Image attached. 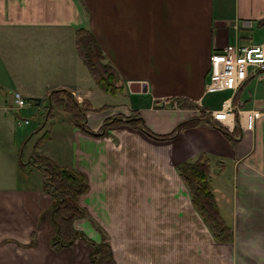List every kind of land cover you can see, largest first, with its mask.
Returning <instances> with one entry per match:
<instances>
[{
  "label": "crops",
  "instance_id": "obj_1",
  "mask_svg": "<svg viewBox=\"0 0 264 264\" xmlns=\"http://www.w3.org/2000/svg\"><path fill=\"white\" fill-rule=\"evenodd\" d=\"M80 30L115 72L114 93L94 83L77 50ZM260 42L264 0H0V172L7 173L0 185L10 186L0 188V264H89L88 241L102 240L115 264H264V78L250 74L233 92L203 89L211 53ZM59 88L86 108L87 131L49 105L33 131L48 137L34 147L33 134L22 140L28 119L18 124L11 93L38 111ZM227 98L232 113L208 121L207 111ZM54 108L66 118L56 120ZM110 118L132 121L95 134ZM191 118L198 123L174 131ZM32 153L84 175L77 203L86 213L72 223L84 239L50 247L52 198L41 173L31 174L39 170ZM200 156L231 231L223 242L212 238L176 170ZM18 169L27 174L17 178Z\"/></svg>",
  "mask_w": 264,
  "mask_h": 264
},
{
  "label": "trees",
  "instance_id": "obj_2",
  "mask_svg": "<svg viewBox=\"0 0 264 264\" xmlns=\"http://www.w3.org/2000/svg\"><path fill=\"white\" fill-rule=\"evenodd\" d=\"M76 46L94 83L101 90L114 93L115 86L113 80L115 72L109 65L102 62V51L91 38L90 34L86 33L85 30L78 31ZM48 96L50 103L46 108H49V105L60 107L71 115L72 121L76 124L79 123V126L87 131L86 127H84V112L86 108L80 107L69 91L63 88L53 89L49 92ZM180 102L179 100V104ZM198 120L199 118H191L183 121L176 126L174 131L194 126L198 123ZM121 121L132 120L130 118H110L102 123L99 132L95 134L100 133L105 127L116 125ZM134 121H138V124L141 123L139 118H136ZM218 129L225 136H228L229 139H232V136L222 126H218ZM144 131L147 132L145 129ZM174 131L161 138L172 135ZM45 133L34 142V147L48 137ZM30 157L32 165L42 173V190L49 194L53 201L51 219L54 224L55 233L50 238V247L53 250H58L70 245L77 236L84 239V235L77 232L72 225L75 218H82L86 213L84 208L80 207L77 203L78 196L86 190L84 175L68 166H59L45 156L32 153ZM207 172V159L203 156L198 157L192 162H184L178 166V174L187 186L192 205L211 230L214 238L218 241H224L230 238L231 231L218 214L216 203L208 184ZM88 242L92 246L89 264H115L110 247L106 241L102 240L97 244L92 241Z\"/></svg>",
  "mask_w": 264,
  "mask_h": 264
},
{
  "label": "built area",
  "instance_id": "obj_3",
  "mask_svg": "<svg viewBox=\"0 0 264 264\" xmlns=\"http://www.w3.org/2000/svg\"><path fill=\"white\" fill-rule=\"evenodd\" d=\"M258 79L264 78V43H250L246 46L226 44L220 51H215L209 56V69L207 80L204 84V93H215L223 90L235 91L249 76ZM35 102L25 98L20 92L12 91L9 109L15 111L24 109ZM175 107L176 103L173 102ZM233 108L229 99L221 101L219 109L207 111L209 121L221 122L227 119ZM252 116L258 112L252 111ZM27 123V120H23ZM250 121V116L248 118Z\"/></svg>",
  "mask_w": 264,
  "mask_h": 264
},
{
  "label": "rangeland",
  "instance_id": "obj_4",
  "mask_svg": "<svg viewBox=\"0 0 264 264\" xmlns=\"http://www.w3.org/2000/svg\"><path fill=\"white\" fill-rule=\"evenodd\" d=\"M231 98V97H230ZM227 99H229V98H227ZM230 100V99H229ZM230 104H231V102H230ZM48 105V102L46 101L45 103H43V102H40V109L38 110V111H36V109L35 108H32L33 106H30V107H26L25 109H20L19 110V112H20V114L17 116V121H18V124L19 123H22L21 122V120L22 119H24V118H26V119H28V123L27 124H22L21 126H20V131H21V133H22V140L24 141L25 139L27 140V136L30 134V135H32L31 136V140L32 141H36L37 139H35L36 138V136H38V135H35L34 133H36L37 132V128H38V126L43 122V116L41 117V115H38L39 113L38 112H40V111H42L43 113H44V110L42 109V108H44V107H46ZM171 106H172V104H171ZM31 108V109H30ZM5 112V111H4ZM17 112V111H16ZM53 115H54V117H55V119L56 120H60L61 118H66V114L64 113V112H62L59 108L58 109H56V108H54L53 109V113H52ZM207 118H208V116H206ZM208 120V119H207ZM209 121V120H208ZM212 122V121H211ZM47 128H48V126H47ZM33 131H34V133H33ZM44 130H42L41 132H43ZM26 134V135H25ZM17 138V137H16ZM35 139V140H34ZM25 140V141H26ZM31 140L30 141H28V143L25 145V147H24V145L22 146V148L24 147V148H28V145L30 144L29 142H31ZM25 143V142H24ZM23 150V149H22ZM19 153H20V156H21V150L19 151ZM24 154V153H23ZM23 154H22V156H23ZM38 169V168H37ZM176 170H177V173H178V167L176 168ZM40 170H36V169H33V171L31 172V174H35V175H37V174H39V173H41V171L39 172ZM15 174H17V178H20L22 175H24V174H27L26 172H24V171H22V170H19L18 169V171H16V173ZM41 175H42V173H41ZM179 175V174H178ZM6 177H7V173L5 172V171H1L0 172V182L3 180V179H6ZM180 177V176H179ZM34 178H36L34 175H30V179H29V182H31ZM181 179V178H180ZM182 180V179H181ZM183 182V181H182ZM184 183V182H183ZM27 183L25 182H23L22 180H20V179H16L15 180V183H14V185L15 186H24V185H26ZM184 185L186 186V184L184 183ZM0 188H10V186L9 185H4V186H1L0 185ZM186 188H187V186H186ZM188 193H189V191H188ZM189 195V198H190V193L188 194ZM50 196V195H49ZM190 202H191V200H190ZM52 203H53V201H52ZM191 205H192V203H191ZM51 206H52V204H51ZM192 207L195 209V207L192 205ZM50 210H51V207H50ZM196 210V209H195ZM196 212H197V210H196ZM197 214L200 216V214L197 212ZM200 218H201V220H202V222L205 224V226L207 227V229L210 231V233H211V230L208 228V226L206 225V223L203 221V219H202V217L200 216ZM53 223V222H52ZM54 225V224H53ZM211 236H212V238L215 240V241H218V240H216L215 238H214V236L212 235V233H211ZM224 241H226V240H224ZM218 242H223V241H218Z\"/></svg>",
  "mask_w": 264,
  "mask_h": 264
},
{
  "label": "water",
  "instance_id": "obj_5",
  "mask_svg": "<svg viewBox=\"0 0 264 264\" xmlns=\"http://www.w3.org/2000/svg\"><path fill=\"white\" fill-rule=\"evenodd\" d=\"M137 86V82H129L128 83V89L130 92H137L138 91V88L136 87Z\"/></svg>",
  "mask_w": 264,
  "mask_h": 264
},
{
  "label": "bare ground",
  "instance_id": "obj_6",
  "mask_svg": "<svg viewBox=\"0 0 264 264\" xmlns=\"http://www.w3.org/2000/svg\"><path fill=\"white\" fill-rule=\"evenodd\" d=\"M219 92V91H218ZM255 112H257V111H255Z\"/></svg>",
  "mask_w": 264,
  "mask_h": 264
}]
</instances>
